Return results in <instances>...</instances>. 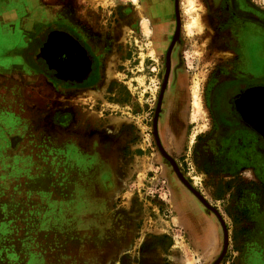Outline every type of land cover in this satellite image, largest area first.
<instances>
[{"label":"rangeland","instance_id":"obj_1","mask_svg":"<svg viewBox=\"0 0 264 264\" xmlns=\"http://www.w3.org/2000/svg\"><path fill=\"white\" fill-rule=\"evenodd\" d=\"M84 1L80 16L75 2L54 0L95 56L89 91L69 93L70 104L48 86L43 99L0 100V264H214L224 232L211 209L228 235L218 264H264V167L213 149L206 106L212 84L229 72L240 29L264 34L241 19L255 18L249 6L263 13L264 0H247L242 15L231 0H196L203 13L184 0ZM198 14L207 27L189 35ZM175 25L167 85L178 89L159 114L167 118L159 138L211 209L153 134Z\"/></svg>","mask_w":264,"mask_h":264},{"label":"flooded vegetation","instance_id":"obj_2","mask_svg":"<svg viewBox=\"0 0 264 264\" xmlns=\"http://www.w3.org/2000/svg\"><path fill=\"white\" fill-rule=\"evenodd\" d=\"M231 4L235 12L241 15H242V12L248 11L249 8H250L249 12H253V14L254 12H256L257 14H254L255 18L246 17L242 15L241 19L252 21L254 24L260 25L264 29V19L260 18L264 15V12L263 13L261 12L262 13L261 14L260 12H258V10L254 6H249V8H247L246 5L249 4L247 0H231ZM75 5L76 7L74 11L78 13L80 16H84V13L86 11V2L84 0L83 1L77 0L75 1ZM58 14L59 15L54 16L53 19H50L48 23L44 25L43 32L41 33V35L38 36L37 40H34V42L36 43L39 42L40 44L36 52L38 53V50L42 47L44 39H45L44 35L47 31L53 30L54 28L64 30L68 32L69 34H71V36H73L77 41H79V43L86 50L89 56V59L91 60V66H90L91 71L88 77L85 80H83L81 83L68 82V81L65 82V81L57 79L55 77V72L49 69L48 65L41 57H38V58L33 57V59L32 57L30 58L29 50L33 46L34 42L31 45V47H29V50L27 51V62H28L29 67H31V69L33 68V70L43 72L45 77H47V79H49L56 86V88L64 89V90L70 89L71 91L79 92L81 90L88 88V85H86V83L92 77L94 73V66L96 62L95 56L93 55L92 51L90 50L89 45L86 42V37L81 32L80 26L79 25L77 26V23L73 21L72 19H71V24H69L61 16L60 12H58ZM175 19L177 22L178 21L177 17H175ZM178 36H179V33H178ZM172 49L169 55L170 57L169 66H168L167 56L165 52L164 75H165L166 70L169 67V73H170L169 84L171 82L170 78H172L171 77L172 76L171 75ZM231 50L232 51L225 50L227 51V53L232 52L235 55L234 60L231 62V67L229 68V72H226L225 75L224 74L220 75L216 79L214 84H212V86L209 89V95L206 101L207 111L211 117V119L209 120H211L212 130L209 136L212 141V147L213 149H217L219 151H225V149L226 150L228 149L227 150L228 152H234L237 155L242 154V156L241 155L239 156L243 159V161H246L247 163L253 162V163L259 164L260 166L264 167V137L258 134L251 127L249 123L247 124L243 120L242 115L238 111L236 103H235L236 98L245 89L253 87V86H261V87L263 86L264 87V34L261 33V35L260 34L255 35L254 33L245 31L244 28L242 27L240 29V32L237 35V47ZM257 50H261L260 51L261 56H259V58L255 56V53L257 52ZM220 52H223V51H220ZM231 55L232 54H230V56ZM257 59H260L262 61L258 65L255 64L257 62ZM32 60H35V62L38 63L39 65L34 64ZM43 65H45L46 68L48 67L47 69L50 70L48 72L52 74L51 78L47 75V73L44 72ZM163 81H164V76H163ZM169 84L166 85L167 87L163 95V100H161L162 101L161 107L158 113H157L158 106H156L155 117L153 121V134H154V125L156 123L155 127L157 128L158 141L160 145H161V141L159 138V129L160 127L163 126L164 120L165 119L167 120V118L164 119L161 117L162 118L161 119L159 118V114L162 111V115L164 116L165 108H166L165 107L166 99L167 98L171 99L172 94L178 89V88L175 89L174 86L169 88ZM1 85L2 86H0V99H3L5 102H8V100H11L10 98L7 97V95H9L11 98H13L16 101V102H12V104L17 106V105H21L25 103L24 98L21 96L20 90L16 89L19 86L18 84L6 83V84H1ZM160 97H161V89H160L158 100ZM21 113L19 112L20 114L19 118L24 119L22 115L25 116L26 113L25 114H21ZM27 115H28V112H27ZM180 115H177L178 116L177 120L181 119L183 113ZM155 142H156V139H155ZM172 161L174 162L173 159ZM177 169L179 170L178 167ZM179 172L182 175L180 170ZM187 182L188 184H190L189 181ZM203 238H204L205 243H207L206 238L205 237ZM227 238H228V235H227Z\"/></svg>","mask_w":264,"mask_h":264},{"label":"crops","instance_id":"obj_3","mask_svg":"<svg viewBox=\"0 0 264 264\" xmlns=\"http://www.w3.org/2000/svg\"><path fill=\"white\" fill-rule=\"evenodd\" d=\"M67 1L73 4L77 0ZM58 12L54 0H0V38L7 42V47L5 46L7 50L0 51V86L6 83L18 84L16 89L20 90L26 102L37 100V97L45 98L43 90L47 86L54 90L53 93L67 97L65 100L67 104L71 103L69 93L84 95L89 91L58 89L43 72L33 70L28 65L29 47L41 35L44 25L59 15ZM62 17L71 24L70 17L65 13ZM42 102L43 100L41 104ZM17 117L13 116V119Z\"/></svg>","mask_w":264,"mask_h":264},{"label":"water","instance_id":"obj_4","mask_svg":"<svg viewBox=\"0 0 264 264\" xmlns=\"http://www.w3.org/2000/svg\"><path fill=\"white\" fill-rule=\"evenodd\" d=\"M44 36L37 56L55 72V77L65 82L81 83L85 80L91 71V60L79 41L68 32L56 28L47 31ZM235 103L243 120L264 137V87L245 89Z\"/></svg>","mask_w":264,"mask_h":264},{"label":"bare ground","instance_id":"obj_5","mask_svg":"<svg viewBox=\"0 0 264 264\" xmlns=\"http://www.w3.org/2000/svg\"><path fill=\"white\" fill-rule=\"evenodd\" d=\"M187 4H188V6L190 7V9H194V10H200L202 13L204 12V7L201 5V4H199L196 0H184ZM200 12V13H201ZM205 27H207L206 26V24H205V22H204V20H203V18H202V15L201 14H198L195 18H193V20H192V22L190 23V24H188V25H186V30H187V33L189 34V35H191V34H197V35H202V32H203V30H205ZM190 29H192V31L190 30ZM178 33H179V27H176V29H175V32H174V35H173V38H172V41H173V39H174V41H176V39H177V37H178ZM175 37V38H174ZM172 41H171V43H172ZM171 43H170V45H171ZM174 43L175 42H173L172 43V47H173V45H174ZM172 47L170 48V46H169V48H168V52H167V61H168V66H169V62H170V57H169V55H170V52H171V49H172ZM230 54H232V55H234L232 52H228L227 53V55L228 56H230ZM169 75H170V73H169V67H168V69L166 70V72H165V76H164V81H163V85H162V90H161V97L159 98V102H158V108H157V113H158V111H159V109H160V107H161V100L163 99V94H164V92H165V89H166V83L168 82V79H169ZM198 86V85H197ZM201 86V85H200ZM197 88V91L195 92V94H194V101H195V106L197 107V108H200L199 106H200V100L202 99L198 94H199V90H198V87H196ZM201 88V87H200ZM155 125H156V123H155ZM155 125H154V133H155V137H156V142H157V145H158V148H159V150H160V152H161V154L170 162V164L173 166V168H174V171H175V173L177 174V176H178V178L181 180V182L198 198V200H200V202L202 203V204H204V206H206L207 208H209V209H211L210 208V206L189 186V184H187V182L181 177V175L179 174V171L177 170V168H176V166H175V164H174V162L172 161V159L164 152V150L161 148V145H160V143H159V141H158V136H157V132H156V127H155ZM215 214H216V216L218 217V220H219V222H220V225L222 226V229H223V232H224V249H223V252H222V255H223V253H224V251H225V248H226V244H227V231H226V229H225V225H224V222H223V220L221 219V216H219L218 215V213H216L213 209H211ZM222 255L220 256V258L214 263V264H218V262L220 261V259H221V257H222Z\"/></svg>","mask_w":264,"mask_h":264}]
</instances>
